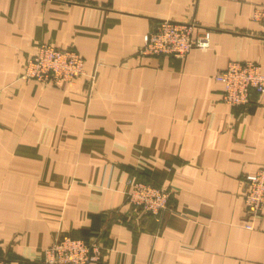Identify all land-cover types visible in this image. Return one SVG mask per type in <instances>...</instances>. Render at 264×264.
<instances>
[{
	"label": "crops",
	"instance_id": "1",
	"mask_svg": "<svg viewBox=\"0 0 264 264\" xmlns=\"http://www.w3.org/2000/svg\"><path fill=\"white\" fill-rule=\"evenodd\" d=\"M264 0H0V259L43 264L59 235L96 238L95 264H264V212L243 178L264 168V94L234 108L216 74L264 75ZM197 22L210 46L142 56L160 22ZM40 45L72 50L84 74L25 77ZM171 189L145 216L135 183ZM246 226H252L249 230Z\"/></svg>",
	"mask_w": 264,
	"mask_h": 264
},
{
	"label": "built area",
	"instance_id": "2",
	"mask_svg": "<svg viewBox=\"0 0 264 264\" xmlns=\"http://www.w3.org/2000/svg\"><path fill=\"white\" fill-rule=\"evenodd\" d=\"M254 19L264 23V9H258ZM210 46L209 29L197 22L165 20L144 36L139 49L142 56L184 58L193 50ZM84 74V61L72 50L40 45L37 53L28 60L25 77L44 85L72 82ZM223 84L222 102L238 108L251 103L252 96L264 94V75L254 62H232L216 74ZM254 94V95H253ZM243 198L246 216L256 217L264 212V168L243 178ZM171 192L151 184L135 183L127 193V203L133 208L154 215L168 209ZM251 230L252 226H246ZM101 260V247L96 238L83 240L59 235L44 250L43 264H95ZM0 264H6L0 259Z\"/></svg>",
	"mask_w": 264,
	"mask_h": 264
},
{
	"label": "rangeland",
	"instance_id": "3",
	"mask_svg": "<svg viewBox=\"0 0 264 264\" xmlns=\"http://www.w3.org/2000/svg\"><path fill=\"white\" fill-rule=\"evenodd\" d=\"M83 60V59H82ZM254 95V94H253ZM255 96L256 95H254V96H252V101H251V103H253V101H254V99H255ZM249 105V104H248ZM247 106V105H246ZM241 107H244V106H241ZM152 185V184H151ZM153 186H155V185H153ZM157 188H161V189H164L166 192H171V189L170 188H165V187H158V186H156ZM172 193V192H171ZM170 196H171V194H170ZM130 207H132V206H130ZM133 208V207H132ZM168 208H169V205H168ZM135 211H137V209H135V208H133ZM139 211H141V210H139ZM165 211H167V210H165ZM164 211V212H165ZM143 212V214H145V216H148V215H153V216H157V215H160L161 213H163V212H161V213H159V214H156V215H154L152 212H145V211H142ZM100 244V243H99ZM100 247H101V260H102V254H103V247H102V245L100 244ZM101 260L99 261V263L101 262ZM42 263H43V261H42Z\"/></svg>",
	"mask_w": 264,
	"mask_h": 264
},
{
	"label": "trees",
	"instance_id": "4",
	"mask_svg": "<svg viewBox=\"0 0 264 264\" xmlns=\"http://www.w3.org/2000/svg\"><path fill=\"white\" fill-rule=\"evenodd\" d=\"M85 240H88V239H85Z\"/></svg>",
	"mask_w": 264,
	"mask_h": 264
}]
</instances>
